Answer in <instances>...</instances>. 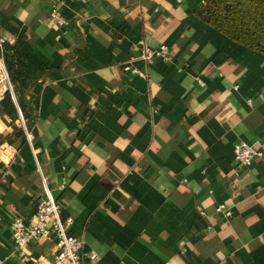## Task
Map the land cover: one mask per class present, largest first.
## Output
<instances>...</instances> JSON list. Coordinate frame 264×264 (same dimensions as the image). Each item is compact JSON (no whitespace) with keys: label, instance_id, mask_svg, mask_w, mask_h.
Returning a JSON list of instances; mask_svg holds the SVG:
<instances>
[{"label":"crops","instance_id":"crops-1","mask_svg":"<svg viewBox=\"0 0 264 264\" xmlns=\"http://www.w3.org/2000/svg\"><path fill=\"white\" fill-rule=\"evenodd\" d=\"M202 1L0 0V37L28 56L17 90L0 71V101L15 102L0 105L4 264H59L52 235L26 256L13 244L12 217L36 220L39 165L83 264H264V161L234 157L241 139L264 150V53L208 23ZM142 37L170 58L146 62ZM20 102L31 140L11 135Z\"/></svg>","mask_w":264,"mask_h":264},{"label":"built area","instance_id":"built-area-1","mask_svg":"<svg viewBox=\"0 0 264 264\" xmlns=\"http://www.w3.org/2000/svg\"><path fill=\"white\" fill-rule=\"evenodd\" d=\"M50 20L58 26L63 28L69 26L72 20L64 14L58 2L51 5L49 11ZM6 39L0 37V47H3V42ZM138 47L140 50L139 56L146 62L155 58L161 57L168 60L170 58V46L167 43H161L158 46H151L145 38L138 40ZM126 70H130L142 76H146L144 68L126 64ZM0 71L2 77L7 80L10 89L12 90V83L9 72L4 63L3 57L0 55ZM200 83H204L201 78H198ZM26 134L29 140L32 139L31 132L25 124L24 116L20 107H18ZM234 157L237 166L243 168L252 164L256 158H262L264 161V150L257 148L254 144L239 140L234 146ZM40 175L44 185V194L36 202V220L33 223H28L26 218L22 215H14L11 220V234L15 250L23 256H26L25 246L35 241L41 236H53L55 245L57 247L56 262L59 264H83L81 250L83 247V239L71 231L73 217L71 215L64 216L62 214L61 204L54 195L52 189L47 184V177L44 174L41 166H38ZM65 184H61L64 187ZM217 209L223 211L226 215L232 214V210L224 203H220ZM93 258L97 257L95 251L91 252ZM0 264L4 261L0 259Z\"/></svg>","mask_w":264,"mask_h":264},{"label":"trees","instance_id":"trees-1","mask_svg":"<svg viewBox=\"0 0 264 264\" xmlns=\"http://www.w3.org/2000/svg\"><path fill=\"white\" fill-rule=\"evenodd\" d=\"M196 12L231 39L264 53V0H203ZM0 55L5 59L14 89L17 90V81L25 75L28 56L7 40L0 47ZM27 90L28 86L23 88L24 92ZM0 105L3 109L15 106L10 89L5 91ZM20 105L29 128L31 113L21 102ZM12 128L11 135L21 136L25 133L20 118L12 120ZM7 137H0V142Z\"/></svg>","mask_w":264,"mask_h":264},{"label":"bare ground","instance_id":"bare-ground-1","mask_svg":"<svg viewBox=\"0 0 264 264\" xmlns=\"http://www.w3.org/2000/svg\"><path fill=\"white\" fill-rule=\"evenodd\" d=\"M5 83V82H4ZM5 85V84H4ZM1 88V87H0Z\"/></svg>","mask_w":264,"mask_h":264}]
</instances>
